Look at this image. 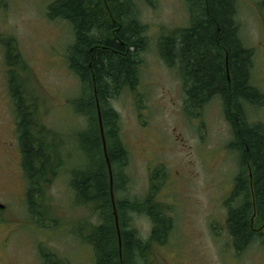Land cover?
I'll return each instance as SVG.
<instances>
[{"label": "rangeland", "instance_id": "rangeland-1", "mask_svg": "<svg viewBox=\"0 0 264 264\" xmlns=\"http://www.w3.org/2000/svg\"><path fill=\"white\" fill-rule=\"evenodd\" d=\"M53 1L0 0V203L5 205L0 208V264H46L47 255L58 264H96L93 246L77 235L82 231L77 223L94 224L98 217L90 205L76 203L70 187L71 172L82 160L77 132L86 126L70 102L82 92L68 61L75 32L67 21L49 18ZM134 2L147 27L140 81L135 91L124 89L111 105L120 115L130 152L126 173L131 183L117 196L144 201L154 183L159 186L156 200L174 220L169 241L154 247L150 264H264V242L257 238L238 253L227 227L225 202L241 164L239 153L229 146L233 135L224 103L215 97L200 110H187L181 76L160 51L163 37L189 26V3ZM237 2L240 36L253 50L250 82L261 94L254 104L243 105L244 113L250 123L264 124V0ZM8 43L23 62L13 67L21 69L16 81L20 86L24 82L29 102L52 131L48 139L58 142L65 163L39 198L43 206L38 213L31 212L26 197ZM129 214L130 227L148 240L151 217Z\"/></svg>", "mask_w": 264, "mask_h": 264}, {"label": "trees", "instance_id": "trees-1", "mask_svg": "<svg viewBox=\"0 0 264 264\" xmlns=\"http://www.w3.org/2000/svg\"><path fill=\"white\" fill-rule=\"evenodd\" d=\"M187 1L189 26L163 37L160 51L166 64L176 68L181 76L186 109L200 110L213 98L220 97L233 124L234 141L229 146L239 153L241 171L225 205L228 231L240 253L257 238L264 242V228L261 229L264 226V124L250 123L243 107L261 97L250 82L253 50L243 45L240 36L237 0ZM135 5L134 0H54L48 6L50 19L67 21L75 32V41L68 48V61L81 81L82 92L70 102L75 112L85 118L86 126L77 132L82 160H78L71 172L70 187L76 203L90 205L98 217L94 224L77 223L82 229L77 235L93 246L96 264H150L154 247L167 244L174 223L163 204L156 200L159 186L154 183L144 201L117 196L131 183L126 173L130 152L122 138L120 115L111 101L126 88L137 89L142 64L140 53L147 47V27L140 22ZM226 52L231 82L227 76ZM6 57L18 119L22 167L28 184L26 197L31 212L38 213V207L43 206L39 198L58 177L64 158L58 142L48 139L52 131L42 121L36 106L29 102L24 82L20 86L16 81L17 70L21 69L13 67L23 62L10 43ZM98 102L113 167L121 247ZM129 212L151 217L154 227L148 240L140 238L138 231L130 227ZM53 260L51 255L46 256V264H58Z\"/></svg>", "mask_w": 264, "mask_h": 264}, {"label": "water", "instance_id": "water-1", "mask_svg": "<svg viewBox=\"0 0 264 264\" xmlns=\"http://www.w3.org/2000/svg\"><path fill=\"white\" fill-rule=\"evenodd\" d=\"M98 110H99L98 114H99L100 129H101V134H102V138H103L104 153H105V156H106V160H107L108 168H109V173H110L111 195H112V202H113V206H114L115 222H116V227H117L118 234H119V241H120V247H121L122 246L121 230H120L119 215H118V212H117L115 192H114L113 167H112L111 161H110L109 156H108L107 142H106V138H105V131H104V125H103V120H102V112L100 110L99 102H98ZM0 208L1 209L5 208V205L0 203Z\"/></svg>", "mask_w": 264, "mask_h": 264}, {"label": "flooded vegetation", "instance_id": "flooded-vegetation-1", "mask_svg": "<svg viewBox=\"0 0 264 264\" xmlns=\"http://www.w3.org/2000/svg\"><path fill=\"white\" fill-rule=\"evenodd\" d=\"M226 67H227V76H228V81L229 82H231V76H230V71H229V62H228V54H227V52H226ZM253 87H254V85L253 84H251ZM254 88H256V87H254ZM257 89V88H256ZM220 98V97H219ZM247 104H249V103H247ZM226 113V112H225ZM227 116V115H226ZM227 118H229L228 116H227ZM229 121H230V124H231V127H232V135H233V140L232 141H234V134H233V124H232V122H231V120L230 119H228ZM250 178H252V174H251V172H250Z\"/></svg>", "mask_w": 264, "mask_h": 264}]
</instances>
